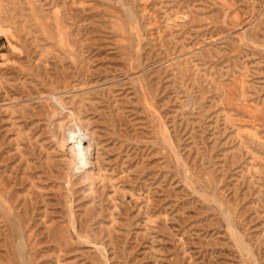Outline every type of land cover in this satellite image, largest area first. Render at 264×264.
I'll use <instances>...</instances> for the list:
<instances>
[{
	"label": "rangeland",
	"instance_id": "374dc122",
	"mask_svg": "<svg viewBox=\"0 0 264 264\" xmlns=\"http://www.w3.org/2000/svg\"><path fill=\"white\" fill-rule=\"evenodd\" d=\"M0 264H264V0H0Z\"/></svg>",
	"mask_w": 264,
	"mask_h": 264
},
{
	"label": "built area",
	"instance_id": "2783aa9c",
	"mask_svg": "<svg viewBox=\"0 0 264 264\" xmlns=\"http://www.w3.org/2000/svg\"><path fill=\"white\" fill-rule=\"evenodd\" d=\"M3 48V45L0 43V50Z\"/></svg>",
	"mask_w": 264,
	"mask_h": 264
}]
</instances>
